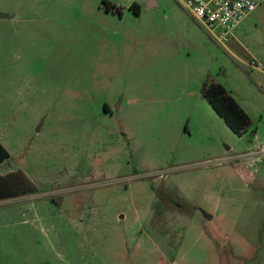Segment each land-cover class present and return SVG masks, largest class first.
<instances>
[{"label":"rangeland","instance_id":"374dc122","mask_svg":"<svg viewBox=\"0 0 264 264\" xmlns=\"http://www.w3.org/2000/svg\"><path fill=\"white\" fill-rule=\"evenodd\" d=\"M102 1L0 0V264H264V3L221 44L175 0Z\"/></svg>","mask_w":264,"mask_h":264},{"label":"built area","instance_id":"2783aa9c","mask_svg":"<svg viewBox=\"0 0 264 264\" xmlns=\"http://www.w3.org/2000/svg\"><path fill=\"white\" fill-rule=\"evenodd\" d=\"M175 1L210 34L213 40L221 44L228 42L232 38L233 30L264 2V0ZM256 68L264 69L260 65H257Z\"/></svg>","mask_w":264,"mask_h":264},{"label":"trees","instance_id":"16d2710c","mask_svg":"<svg viewBox=\"0 0 264 264\" xmlns=\"http://www.w3.org/2000/svg\"><path fill=\"white\" fill-rule=\"evenodd\" d=\"M102 6L106 12L114 10L115 13L121 15L122 9L116 8L108 1H102ZM135 15H138V12H135ZM201 96L235 136L241 138L246 133L250 126V119L223 86L206 80L202 84ZM8 158V152L0 144V164ZM15 194L7 178L0 176V199Z\"/></svg>","mask_w":264,"mask_h":264},{"label":"crops","instance_id":"0c3cea01","mask_svg":"<svg viewBox=\"0 0 264 264\" xmlns=\"http://www.w3.org/2000/svg\"><path fill=\"white\" fill-rule=\"evenodd\" d=\"M128 2H129V1H128ZM128 2H127V3H128ZM109 3H111L112 5H114L116 8H121L122 11L125 9V8H123L122 6H116L115 3H112V2H109ZM263 3H264V2H263ZM263 3H262V4H263ZM128 4H129V3H128ZM128 4H126V5H124V6L127 7ZM117 5H118V4H117ZM99 8H100V7H99ZM103 10H104V9H103ZM104 11H105V10H104ZM105 12H106V11H105ZM1 14H2V13H1ZM106 14H109V12H107ZM4 15H5L6 17H4V18H0V19H6V20H7V19H10V20H11V19H15V18H16L15 15H11V16H10V15H6V14H4ZM112 19H113V20L116 19V20H119V21H120V20H122V16H118V17H115V16H114ZM240 24H241V23H240ZM240 24H239V25H240ZM239 25H238V26H239ZM238 26H237V27H238ZM237 27H236V28H237ZM236 28H235V29H236ZM235 29H234V30H235ZM234 30H233V32H234ZM232 38H233V35H232ZM257 65L262 66L260 63H257V62H255V61H252V63L250 64V67L254 68V69L257 70L258 72H264V69H263V70L257 69V68H256ZM263 67H264V66H263ZM205 81H206V80H205ZM207 81H209V80L207 79ZM210 82H213V81H210ZM213 83H215V82H213ZM201 88H202V87H201ZM200 95H201V90H200ZM230 96H231V95H230ZM231 97H232V96H231ZM233 99H234V98H233ZM234 100H235V99H234ZM235 101H236V100H235ZM205 102H206V101H205ZM206 103H207V102H206ZM237 104H238V103H237ZM207 105H208V104H207ZM238 105H239V104H238ZM208 106H209V105H208ZM209 107H210V106H209ZM239 107L241 108L240 105H239ZM210 108H211V107H210ZM241 109H242V108H241ZM211 110H212V109H211ZM242 110H243V109H242ZM212 111H213V110H212ZM243 111H244V110H243ZM213 112H214V111H213ZM244 112H245V111H244ZM214 114H215V112H214ZM215 115H216V114H215ZM216 116H217V115H216ZM217 117H218V116H217ZM218 118H219V117H218ZM219 119H220V118H219ZM220 120H221V119H220ZM221 121H222V120H221ZM222 122H223V121H222ZM223 124H224V123H223ZM224 125H225V124H224ZM225 126H226V125H225ZM226 127H227V126H226ZM227 128H228V127H227ZM0 136H1V134H0ZM0 144L3 146V141H2V140H0ZM3 147H4V146H3ZM4 148H5V147H4ZM5 150H6V148H5ZM6 151H7V150H6ZM249 161H250V160H249ZM249 161H247V163H248ZM251 161H253V160H251ZM4 162H5V161H4ZM4 162H3V163H4ZM3 163H1V164H3ZM1 164H0V165H1ZM207 220L210 221L211 218H210V219H207Z\"/></svg>","mask_w":264,"mask_h":264},{"label":"water","instance_id":"95a60500","mask_svg":"<svg viewBox=\"0 0 264 264\" xmlns=\"http://www.w3.org/2000/svg\"><path fill=\"white\" fill-rule=\"evenodd\" d=\"M136 1L139 3H146L147 7H156L154 0H147V1L146 0H136ZM4 17H6V16L3 14H0V18H4ZM208 219H210V218H208Z\"/></svg>","mask_w":264,"mask_h":264},{"label":"flooded vegetation","instance_id":"af4514ba","mask_svg":"<svg viewBox=\"0 0 264 264\" xmlns=\"http://www.w3.org/2000/svg\"><path fill=\"white\" fill-rule=\"evenodd\" d=\"M135 5V2L134 3H132L130 6H129V9L128 10H130V7H133ZM114 11V10H113ZM115 12V11H114ZM118 16H119V14H117ZM137 16V15H136Z\"/></svg>","mask_w":264,"mask_h":264}]
</instances>
